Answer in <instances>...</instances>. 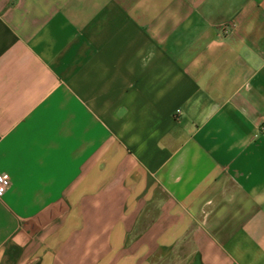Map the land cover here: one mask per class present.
<instances>
[{
    "label": "crops",
    "instance_id": "1",
    "mask_svg": "<svg viewBox=\"0 0 264 264\" xmlns=\"http://www.w3.org/2000/svg\"><path fill=\"white\" fill-rule=\"evenodd\" d=\"M263 124L264 0H0V264H264Z\"/></svg>",
    "mask_w": 264,
    "mask_h": 264
},
{
    "label": "built area",
    "instance_id": "2",
    "mask_svg": "<svg viewBox=\"0 0 264 264\" xmlns=\"http://www.w3.org/2000/svg\"><path fill=\"white\" fill-rule=\"evenodd\" d=\"M181 111L177 110L176 114L180 115ZM261 131L264 133V124L261 126ZM10 186L9 178L6 174H0V195Z\"/></svg>",
    "mask_w": 264,
    "mask_h": 264
}]
</instances>
